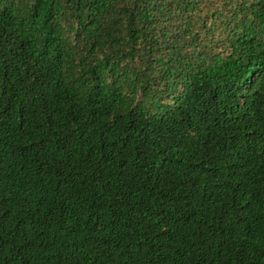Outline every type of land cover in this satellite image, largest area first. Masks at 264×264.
I'll return each instance as SVG.
<instances>
[{
    "label": "trees",
    "instance_id": "16d2710c",
    "mask_svg": "<svg viewBox=\"0 0 264 264\" xmlns=\"http://www.w3.org/2000/svg\"><path fill=\"white\" fill-rule=\"evenodd\" d=\"M0 264H264V0H0Z\"/></svg>",
    "mask_w": 264,
    "mask_h": 264
}]
</instances>
